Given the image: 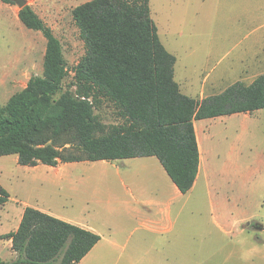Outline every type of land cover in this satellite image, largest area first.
Listing matches in <instances>:
<instances>
[{"label":"rangeland","instance_id":"1","mask_svg":"<svg viewBox=\"0 0 264 264\" xmlns=\"http://www.w3.org/2000/svg\"><path fill=\"white\" fill-rule=\"evenodd\" d=\"M26 1L61 42L69 72L63 92L86 53L73 10L91 0ZM149 5L184 94L199 101L202 92L212 97L264 75V0ZM19 10L0 0V108L44 70L46 39L20 22ZM96 115L106 132L124 123L107 101ZM196 127L208 169L185 195H176L155 157L56 168L0 157V184L10 195L0 207V236L17 230L20 209L30 205L104 236L78 264H264V109ZM16 260L11 242L0 240V262Z\"/></svg>","mask_w":264,"mask_h":264},{"label":"trees","instance_id":"2","mask_svg":"<svg viewBox=\"0 0 264 264\" xmlns=\"http://www.w3.org/2000/svg\"><path fill=\"white\" fill-rule=\"evenodd\" d=\"M18 19L47 42L43 75L0 108V157L17 156L21 166L155 157L185 195L200 167L195 122L264 109V75L201 101L182 94L176 57L159 37L149 0H91L73 10L86 53L63 92L69 72L61 42L29 5ZM104 101L124 120L110 132L96 115ZM9 200L0 184V207ZM2 239L17 255L9 264H78L101 236L26 207L17 230Z\"/></svg>","mask_w":264,"mask_h":264},{"label":"crops","instance_id":"3","mask_svg":"<svg viewBox=\"0 0 264 264\" xmlns=\"http://www.w3.org/2000/svg\"><path fill=\"white\" fill-rule=\"evenodd\" d=\"M166 48V47H165ZM177 61V60H176ZM175 71V70H174ZM174 77H175V72H174ZM179 87H180V85H179ZM180 91H181V93L182 94H184V90H183V88L182 87H180ZM184 95H186V94H184ZM186 96H188V95H186ZM188 97H190V96H188ZM190 98H192V97H190ZM205 98H207L206 97V93H201V95H200V97H199V101H201V100H203V99H205ZM193 99H195V98H193ZM196 100V99H195ZM195 130H196V135H197V140H198V145H199V151H200V167H199V174H198V177H197V180H196V182H195V185H194V187L193 188H195L197 185H198V182H199V180H201V178H205L204 176L207 174V169L206 168H208V165H207V159H205V158H202V154H201V148H200V141H199V131H197V127H196V122H195ZM150 158H153V157H150ZM135 159H137V158H135ZM204 161V162H203ZM204 163V164H203ZM203 166V167H202ZM207 166V167H206ZM163 168V167H162ZM204 168V169H203ZM205 171V172H204ZM173 190H174V192L176 193V195H180L181 193L178 191V189H177V187L174 185L173 187ZM134 198H135V196H133ZM136 199V198H135ZM26 207H33V208H36V209H38V210H40V211H42V212H45V213H47V214H49V215H51V216H54V217H56V218H59L58 216H55L53 213H51V212H49L48 210H44V208L43 209H40V208H37V207H34V206H30V205H26V206H23V208H21L20 209V212H19V221H18V226H19V224H20V221H21V219H22V216H23V213H24V210H25V208ZM170 215L169 216H167L166 218H165V222H167V221H170ZM60 219V218H59ZM148 220H150V219H148ZM151 221V220H150ZM78 226H80V227H82V228H84V229H87V230H90V231H92V232H94V233H96V234H98V235H100L99 233V231L94 227V226H92V225H90V224H88V223H86V224H81V225H78ZM101 236V240H100V242L102 241V240H104V236H102V235H100ZM99 242V243H100ZM98 243V244H99ZM109 243H111V244H114L115 245V243L114 242H111V241H109ZM97 244V245H98ZM96 245V246H97ZM96 246L94 247V248H96Z\"/></svg>","mask_w":264,"mask_h":264},{"label":"water","instance_id":"4","mask_svg":"<svg viewBox=\"0 0 264 264\" xmlns=\"http://www.w3.org/2000/svg\"><path fill=\"white\" fill-rule=\"evenodd\" d=\"M13 3H16L20 9H23L25 6H27L26 0H11Z\"/></svg>","mask_w":264,"mask_h":264},{"label":"bare ground","instance_id":"5","mask_svg":"<svg viewBox=\"0 0 264 264\" xmlns=\"http://www.w3.org/2000/svg\"><path fill=\"white\" fill-rule=\"evenodd\" d=\"M199 141H200V148H201V154H202V158H204L205 155V148H204V143L203 141L201 142V137L199 136ZM204 162V161H203ZM204 164V163H203ZM208 165V164H207ZM203 167V166H202ZM207 167V166H206ZM204 169V168H203ZM208 169V168H206ZM58 170V169H57ZM60 170V169H59ZM205 172V171H204Z\"/></svg>","mask_w":264,"mask_h":264}]
</instances>
